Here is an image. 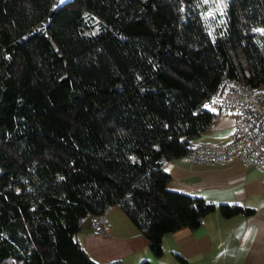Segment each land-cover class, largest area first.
Returning <instances> with one entry per match:
<instances>
[{
	"label": "trees",
	"instance_id": "16d2710c",
	"mask_svg": "<svg viewBox=\"0 0 264 264\" xmlns=\"http://www.w3.org/2000/svg\"><path fill=\"white\" fill-rule=\"evenodd\" d=\"M53 3L0 0V264H105L78 234L114 206L155 257L216 208L253 213L168 189L165 169L213 127L222 80L264 103V0H230L211 33L200 0Z\"/></svg>",
	"mask_w": 264,
	"mask_h": 264
},
{
	"label": "crops",
	"instance_id": "0c3cea01",
	"mask_svg": "<svg viewBox=\"0 0 264 264\" xmlns=\"http://www.w3.org/2000/svg\"><path fill=\"white\" fill-rule=\"evenodd\" d=\"M234 117L218 116L197 143L229 142ZM168 189L204 201L237 203L251 208L250 215L223 217L218 208L202 218L196 230L189 227L162 237V252L155 257L147 240L119 209L111 207L104 216V229L94 230L92 220L83 222L78 240L83 249L100 263L122 264H264V173L246 162L200 164L181 157L168 162Z\"/></svg>",
	"mask_w": 264,
	"mask_h": 264
},
{
	"label": "built area",
	"instance_id": "2783aa9c",
	"mask_svg": "<svg viewBox=\"0 0 264 264\" xmlns=\"http://www.w3.org/2000/svg\"><path fill=\"white\" fill-rule=\"evenodd\" d=\"M204 108L220 116L233 115L231 139L217 144L193 141L183 157L205 165L227 164L237 158L264 173V103L257 97L256 89L227 78L219 83ZM91 222L94 230L102 231L95 219Z\"/></svg>",
	"mask_w": 264,
	"mask_h": 264
},
{
	"label": "rangeland",
	"instance_id": "374dc122",
	"mask_svg": "<svg viewBox=\"0 0 264 264\" xmlns=\"http://www.w3.org/2000/svg\"><path fill=\"white\" fill-rule=\"evenodd\" d=\"M68 0H63L60 5ZM203 3V14L205 16L206 25L211 33L217 27H221L222 31L228 28L229 21L228 4L230 0H200Z\"/></svg>",
	"mask_w": 264,
	"mask_h": 264
},
{
	"label": "water",
	"instance_id": "95a60500",
	"mask_svg": "<svg viewBox=\"0 0 264 264\" xmlns=\"http://www.w3.org/2000/svg\"><path fill=\"white\" fill-rule=\"evenodd\" d=\"M59 4H60V0H54V3H53L54 7L59 6ZM52 14H53V11H50V13H49V15H48V18H50V16H51ZM46 22H48V21H47L46 19H44V22L38 24L37 28H39V30H38L39 32L42 31V26H43V24L46 23ZM59 56L61 57L60 54H59ZM61 58H62V57H61Z\"/></svg>",
	"mask_w": 264,
	"mask_h": 264
},
{
	"label": "snow or ice",
	"instance_id": "6c2138e0",
	"mask_svg": "<svg viewBox=\"0 0 264 264\" xmlns=\"http://www.w3.org/2000/svg\"><path fill=\"white\" fill-rule=\"evenodd\" d=\"M61 2H63V0H61Z\"/></svg>",
	"mask_w": 264,
	"mask_h": 264
}]
</instances>
